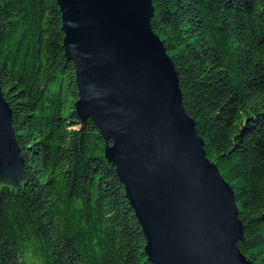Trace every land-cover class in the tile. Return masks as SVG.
I'll list each match as a JSON object with an SVG mask.
<instances>
[{"label": "trees", "instance_id": "1", "mask_svg": "<svg viewBox=\"0 0 264 264\" xmlns=\"http://www.w3.org/2000/svg\"><path fill=\"white\" fill-rule=\"evenodd\" d=\"M208 158L232 187L240 251L264 264V0H152ZM57 0H1L0 86L27 180L0 183V264H152L106 142L81 120Z\"/></svg>", "mask_w": 264, "mask_h": 264}, {"label": "water", "instance_id": "2", "mask_svg": "<svg viewBox=\"0 0 264 264\" xmlns=\"http://www.w3.org/2000/svg\"><path fill=\"white\" fill-rule=\"evenodd\" d=\"M76 111L106 142L152 264H254L239 249L235 193L186 112L175 65L153 31L152 0H57ZM1 7V0H0ZM27 180L0 86V183Z\"/></svg>", "mask_w": 264, "mask_h": 264}]
</instances>
